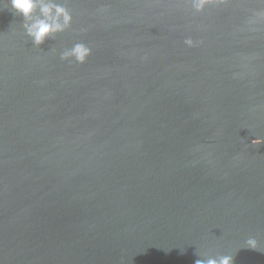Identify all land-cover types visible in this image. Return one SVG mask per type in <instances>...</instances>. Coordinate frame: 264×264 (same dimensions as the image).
<instances>
[{"label":"water","instance_id":"obj_1","mask_svg":"<svg viewBox=\"0 0 264 264\" xmlns=\"http://www.w3.org/2000/svg\"><path fill=\"white\" fill-rule=\"evenodd\" d=\"M43 2L0 0V264H264V0Z\"/></svg>","mask_w":264,"mask_h":264},{"label":"clouds","instance_id":"obj_2","mask_svg":"<svg viewBox=\"0 0 264 264\" xmlns=\"http://www.w3.org/2000/svg\"><path fill=\"white\" fill-rule=\"evenodd\" d=\"M206 2H212V0H200L197 7H202ZM10 5L14 12L22 15L25 20L32 17L37 9L45 17L44 19H36L31 24L25 25L28 35L33 37L34 43L36 44L42 43L45 37L51 32L62 29V25L59 22L60 16H63L65 23H68L71 19L70 14L62 5L44 3L43 0H10ZM53 9H55V16L52 15ZM185 43L189 46L193 45L191 39L186 40ZM90 54L91 48L80 43L76 44L71 53H66L65 56L73 55L75 56L76 62L84 63ZM261 142H264V140L260 138L252 141L254 144ZM246 246L251 249H258V241L255 238H248ZM195 264H233V257L231 255H222L219 258L197 259Z\"/></svg>","mask_w":264,"mask_h":264}]
</instances>
